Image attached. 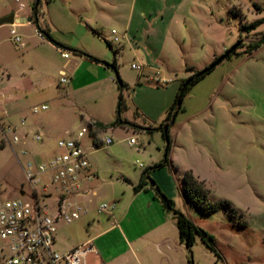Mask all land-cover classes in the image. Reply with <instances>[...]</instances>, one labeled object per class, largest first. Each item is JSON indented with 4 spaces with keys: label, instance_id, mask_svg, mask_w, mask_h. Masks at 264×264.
Returning a JSON list of instances; mask_svg holds the SVG:
<instances>
[{
    "label": "rangeland",
    "instance_id": "374dc122",
    "mask_svg": "<svg viewBox=\"0 0 264 264\" xmlns=\"http://www.w3.org/2000/svg\"><path fill=\"white\" fill-rule=\"evenodd\" d=\"M36 1L0 0V19L16 10L31 11ZM31 16L33 21L16 28L25 42L21 48L12 39V23L0 24V195L19 197L22 185L32 193L18 155L22 162L33 153L36 160L49 159L61 152V138L94 121L106 125L97 126V140L114 138L112 145L96 146L90 137L85 141L103 184L101 193L121 194L124 176L134 177L152 157L164 159L167 141L158 128L181 81L235 47L238 54L218 64L186 94L170 126L171 157L206 180L209 204L227 199L235 210L198 208L182 194L183 176L178 181L170 165L153 171L175 196L176 207L213 236V248L199 235L191 251L183 242L179 264H190V259L194 264H264V43L246 53L264 36V22L251 31L246 27L264 18V0H40V30L67 47L60 49L37 35ZM130 16L137 19L132 28L127 27ZM113 28L126 35L121 43L114 41ZM114 62L129 84L123 90L124 124H113L120 93ZM61 69L68 82L61 81ZM42 104L48 108L33 112ZM7 125L17 127L20 143L5 139L1 128ZM42 128L43 139H34ZM6 134L13 137L8 130ZM131 138L136 142L131 144ZM43 179L53 193L51 203L58 191L47 175ZM36 187L43 191L42 183ZM84 230L72 231L60 222L59 248L83 236ZM119 247L118 241L110 243L113 251Z\"/></svg>",
    "mask_w": 264,
    "mask_h": 264
},
{
    "label": "crops",
    "instance_id": "0c3cea01",
    "mask_svg": "<svg viewBox=\"0 0 264 264\" xmlns=\"http://www.w3.org/2000/svg\"><path fill=\"white\" fill-rule=\"evenodd\" d=\"M14 14L17 20L12 23L11 31L15 30L14 34L11 32L12 39L16 43V47L21 48L25 46V42L22 41L21 35L16 28L33 21L31 16V14H33V9L25 12L16 10ZM27 17H29L28 20L22 21V19H27ZM136 20L134 16H130L127 21V27L132 28ZM36 33L46 41V38L38 29H36ZM112 34L114 37L116 35L122 37V40L126 38L125 34H119L117 30L116 33L112 32ZM16 36L18 40H15ZM57 48L60 49L59 47ZM85 55L93 60L96 58L90 54ZM76 57L82 58L83 56L81 54H76ZM69 64L70 57L67 62V65ZM62 70L63 69L60 71L62 72ZM125 89L129 90V88ZM136 112L138 114L140 113L138 109ZM96 122L100 121H94L93 123L96 125ZM21 124L24 125L25 120H22ZM38 133H42V137L39 139L42 140L45 133L44 129L42 128ZM27 136L26 134L24 139H26ZM21 140L22 138L20 137L17 142L13 143H20ZM97 143L98 146L102 144L101 139H98ZM22 151L25 153L26 150L24 151L23 149ZM32 157L36 158L34 153ZM171 159L173 163L171 170L173 171L174 177L180 181L182 179H180L179 176H183V184L181 185L179 183V185L183 190L182 194L185 195L184 173L188 169L179 166L173 156ZM18 161L21 165L25 163L22 162L19 155ZM159 161L160 156L152 157L151 163L148 164V166L140 164L142 170L137 171L134 177L124 176L126 179V187L121 194L101 193L103 184L98 181L100 179L98 172L93 167L96 171V177L87 183V188L90 189V192L88 194H77L69 199V202H75L81 206L80 217L72 222L61 221L69 224L72 231L79 229V227L86 229L84 230V235L75 237L73 241L64 244L60 248L57 240L56 249L61 252H66L80 244L88 243V250L80 256L81 264H179L180 252L182 248H184V243L180 239L175 215L173 211L165 206L158 189L170 198H173L175 204L178 201L174 198V195L171 196V194L167 193L164 184L158 179L156 175L157 172L155 171L150 172V178L154 179L156 184H153L151 179L147 177L144 187L135 190V186L140 182L146 167L153 166ZM189 169L193 170L192 168ZM193 172L198 179L205 180L202 179L200 174L195 173L194 170ZM105 198L111 200V203L108 204L112 206L107 209H102L101 204L107 203L101 202ZM59 223L57 233L59 231ZM112 241H116V243L118 241L120 247L117 248V250H111L110 243H112Z\"/></svg>",
    "mask_w": 264,
    "mask_h": 264
},
{
    "label": "built area",
    "instance_id": "2783aa9c",
    "mask_svg": "<svg viewBox=\"0 0 264 264\" xmlns=\"http://www.w3.org/2000/svg\"><path fill=\"white\" fill-rule=\"evenodd\" d=\"M11 32L14 34L15 30ZM112 32L116 33V30ZM15 40H18L17 36ZM121 40L120 36L114 37L117 43H121ZM62 55L69 58L66 51ZM133 67L138 66L133 64ZM61 73V81L68 82L66 71L62 70ZM47 108V104H42L35 106L33 112L38 113ZM6 130L13 133L12 138L7 136ZM96 130L94 123H86L74 136L58 141L60 153L43 161L31 158L22 163L25 177L33 190L28 193L21 186L19 197L0 195V264H81L80 256L86 253L89 244H80L66 252L57 250V227L59 222H72L81 215V206L69 202V199L77 194H88L90 189L87 183L96 177L85 145L86 138L90 137L93 144L98 146ZM1 132L11 144L20 139L16 127L7 125L1 128ZM41 137L42 133H37L34 139L39 140ZM101 142L111 145L114 138L107 135ZM135 142V138L130 139L131 144ZM43 175H47V180L58 191L56 199L51 203L49 200L53 199V193L47 190V181H44ZM37 183L43 184L42 192L36 187ZM23 189L24 194H21ZM111 206L108 203L101 204L102 209Z\"/></svg>",
    "mask_w": 264,
    "mask_h": 264
},
{
    "label": "trees",
    "instance_id": "16d2710c",
    "mask_svg": "<svg viewBox=\"0 0 264 264\" xmlns=\"http://www.w3.org/2000/svg\"><path fill=\"white\" fill-rule=\"evenodd\" d=\"M40 4V0H37L33 6V14L35 15L34 22L37 24L38 30L41 32V34L47 38L48 40L52 41L55 43L58 47L62 48H67L65 45L58 43L50 34L49 31H41V27L39 26L38 22V6ZM264 22V18L257 19L250 23L249 26H246L249 31L256 29L259 25H261ZM264 43V36L260 38L258 41L252 43L249 45V47L246 50V53H251L254 50L258 49L262 44ZM110 44V43H109ZM111 46V44H110ZM234 54H238L235 50V48L227 50L225 54H221L218 56L215 61L211 64L214 65L207 66L204 69L195 71L189 78L183 79L180 84V89L177 94V98L175 102L172 104L170 107L167 117L165 121L162 123V125L158 128L162 130L163 137L167 141V148H166V154L163 160L160 162L155 163L153 166L147 167L142 174V178L138 185L135 186V190H139L140 188L144 187L146 184V178H150V172L153 170L162 168L164 166L170 165L173 167L172 159H171V137H170V126L175 122L176 117L179 113V111L182 109V104L184 97L186 94L190 91V89L200 82L202 79H204L209 73H211L215 67L223 62L225 59L231 58ZM223 55L224 58L220 61V57ZM94 58V57H93ZM96 59V58H94ZM111 66L114 68L116 75H117V80L119 82L120 86V93L118 97V103H117V119L114 121L113 124H124L126 121L123 120L122 118V112L123 110L127 107L126 99L123 93V90L125 88H129V84L126 83L120 76L119 69L117 67V63L114 62L111 64ZM96 125L101 128H105L106 125L102 122H96ZM151 182L153 184H156L154 179L150 178ZM184 182H185V191L188 197L193 201V203L201 209H204L206 211H214L218 209L219 207H229L232 210H235L234 205L232 201L224 199L220 200L219 202H216L215 204H209L206 200L208 199V189L205 187V180H200L196 177L194 174L193 170L188 169L184 173ZM158 192L160 196L162 197V200L165 204V206L173 211L176 221H177V226L179 228V233H180V239L182 242H185L187 248L189 251H191L192 246L194 245L196 241V236L199 235L202 240L211 248L212 245L209 241L213 240V236L209 234L206 230L203 228L199 227L190 217H188L183 211H181L179 208L176 207L175 201L167 196L164 192H162L160 189H158ZM203 200L206 201V204L203 203ZM190 264H194L193 259L189 260Z\"/></svg>",
    "mask_w": 264,
    "mask_h": 264
},
{
    "label": "water",
    "instance_id": "95a60500",
    "mask_svg": "<svg viewBox=\"0 0 264 264\" xmlns=\"http://www.w3.org/2000/svg\"><path fill=\"white\" fill-rule=\"evenodd\" d=\"M16 20H17V18L15 17V14L12 13V14H10V15H8V16L2 17V18L0 19V24H2V23H14ZM26 20H28V19H26V18L22 19V21H26ZM234 48H235V47H234ZM224 56H225V55H223L222 57H220V59H219L218 61L222 60V59L224 58ZM214 64H215V63H214ZM214 64H213V65H214ZM213 65H211V66H213ZM20 193H21V194H24V190H21Z\"/></svg>",
    "mask_w": 264,
    "mask_h": 264
}]
</instances>
